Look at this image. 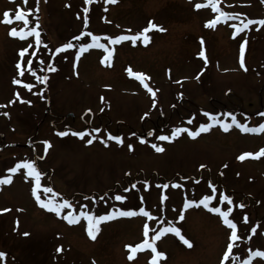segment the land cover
I'll return each mask as SVG.
<instances>
[{"label":"rangeland","instance_id":"rangeland-1","mask_svg":"<svg viewBox=\"0 0 264 264\" xmlns=\"http://www.w3.org/2000/svg\"><path fill=\"white\" fill-rule=\"evenodd\" d=\"M205 2L39 0L36 12V0L27 4L0 0V21L6 10L14 16L18 9L32 8L28 27L38 24L42 39L37 47L34 36L12 37L9 29L23 28L24 23L0 22V176L9 175L7 169L21 160H33L42 172V185L53 189L51 193L41 189V198L67 199L73 204V209L58 216L36 201L34 178L26 177L25 169L11 174L10 184H0V209H9L0 212V251L6 253L0 264H151V249L137 251L129 260L126 247L145 239V223L149 240L161 228L174 226L192 243L189 247L174 233H165L156 241L157 250L165 253L158 264H220L230 228L209 208L184 209V203L215 195L210 207L226 210L229 205L219 201L221 193L233 199L230 219L237 223L240 237L233 249L235 258L225 264H242L250 251H264V156L238 159L244 152L264 148V132H243L235 125L225 132L216 124L195 138L182 132L171 140L157 139L170 136L176 127L195 131L210 123L205 113L229 123L226 114L232 113L249 127L264 123V25H250L236 36L231 27L241 20L264 19V0H220V8L233 15L214 27L205 25L217 13L210 6L194 7ZM85 7L89 9L86 26ZM150 20L164 31L150 30L147 44L142 39L135 44L110 42L111 37L142 31ZM88 33L100 36L99 42L113 50L109 63L102 62L105 49L97 47L77 60L79 45L92 41ZM201 38L207 63L198 55ZM245 39L246 70L240 65ZM68 41L76 47L55 51ZM30 44L23 60L25 74L19 76V51ZM28 59L35 75L27 72ZM129 66L150 77L145 83L157 90L155 97L128 75ZM44 76L47 81L37 79ZM14 78L33 87L14 84ZM95 128L101 131L95 133ZM69 129L89 134L84 138L72 132L58 135ZM108 133L121 136L123 143L108 139ZM93 136L97 139L86 143ZM46 140L51 147L45 154ZM153 144L164 150L156 151ZM163 184L169 187L163 189ZM162 193L167 196L163 202ZM116 195L127 198L118 201ZM241 203L244 208L238 207ZM140 207L154 219L142 214L117 216L101 222L95 240L88 236L83 218L72 225L63 219L67 211L102 215ZM58 246L63 251L57 253ZM251 264H264V257H254Z\"/></svg>","mask_w":264,"mask_h":264},{"label":"snow or ice","instance_id":"snow-or-ice-1","mask_svg":"<svg viewBox=\"0 0 264 264\" xmlns=\"http://www.w3.org/2000/svg\"><path fill=\"white\" fill-rule=\"evenodd\" d=\"M109 2L111 3H116L117 0H109ZM24 3L27 4L28 0H24ZM86 4H91L92 0H85ZM220 0H206L205 3H197L194 5L195 8L199 9L201 7H208L210 6L212 11L217 13V15L215 16V18L210 19L208 21H206V27H214L217 23L222 22V21H227L228 18L233 15L230 14L228 12L223 11L220 6ZM36 5L37 7L35 8V11L38 12L39 11V0H36ZM33 11L32 8H28L27 11L23 10V9H18L15 11L14 16L10 15L9 11H5L3 13V20L0 21L2 23H6L11 25L13 23V19L17 20V21H22L25 25V27L17 29L16 27H11L9 29V35H11L12 37H18L22 40L27 39L28 37H35V44L38 47L41 43H42V39H41V35H40V30H39V26L37 24V26L34 27H28L29 24V20H28V15L29 13H31ZM83 12L85 13L84 16V24L85 26L88 24L89 20H88V16L87 13L89 12V9L87 7H85L83 9ZM38 19V18H37ZM260 24V25H264V19H260L258 21H254L251 19L248 20H241L240 23L238 24H232L231 27L234 29L233 35L236 36L237 34H239L240 32H243L245 29H247L250 25L253 24ZM152 29H159L160 31H164V29L162 27H160L159 25L153 23L151 20L148 22L147 27H145L142 31L137 32L134 35H118L115 37H111L110 42L112 44H117L120 43L122 41H126V40H130L133 44H135L137 42L138 39H142V41L147 44L150 40L149 35H147V33L152 30ZM81 35H84V33L82 32ZM88 35L92 36V41L91 43H82L79 45V50L76 52V58L77 60L79 59V57L82 55V53L86 50H88L89 48L92 47H97V48H103L105 49V53L106 55L104 56L102 62L103 63H109L110 59L113 55V50L108 48L107 45L100 43V36L97 35H92L91 33H88ZM73 39H78V37H74ZM201 43V51L198 53V55L200 57H202L205 60V63H207V56L205 53V50L203 48V38H201L200 40ZM247 44V39H245L244 41L241 42L240 45V65L242 68H245L246 70V66H245V62H244V57H245V47ZM32 45H28L25 48L20 49L19 51V56H20V60L17 62V69L18 71V75L19 76H23L25 74V68L23 66V60L25 57V54L29 52V48H31ZM76 47V45H74L71 41H68L66 43H64L63 45H61L60 47L56 48V52L59 53L61 51L70 49V48H74ZM35 52H32L31 55H35ZM51 71H55V67H51L50 68ZM127 73L129 76L135 77L136 79H138L143 86L148 90V92L155 97L156 96V91L152 89L151 87H149V85L147 83H145L146 79H150V77H147L146 73L143 72H137L134 71L130 66L126 69ZM27 72L31 73L32 75H35V70L32 67V60L28 59L27 60ZM197 78H199V74L197 75ZM37 79H42L43 81H47L48 77L44 76V77H37ZM13 83L20 85L23 84L25 87H27L29 90L33 87V85L31 84H26L22 79H13ZM16 98H19V93L17 92L16 94ZM103 99V97L101 98ZM15 102L14 100H10L9 103H13ZM28 103H31L30 101ZM153 104L155 105V100L153 101ZM89 112L91 111L90 109L88 110ZM4 115H8V113H4ZM145 116L148 115V113L144 114ZM205 115H207L209 117V121L210 123H206V124H201L197 130L193 131L191 129L188 128H183V127H176L174 128V130L172 131L171 135H161L159 137H157V139L159 140H171L174 139L177 135H179L182 132H187L191 137L195 138L196 136H198L201 132H207L209 131V129L213 126V125H220L222 127V129L227 132L233 125L239 127L243 132H264V123H260L258 126L255 127H249L247 124L245 123H241L240 121H238L235 117V115H233L232 113H227L226 115L231 117V122H227L221 119H218L216 115L212 114V113H205ZM264 115V114H261ZM95 133H99L101 131L100 128H95L92 130ZM69 132H72L73 135L80 137V138H84V136L86 134H89L87 132V130L84 131H72V130H68V131H60L58 132L59 136H65L68 135ZM149 136H152L153 133L149 132L148 133ZM94 139H97L96 136H93L91 139H88L86 141V143L91 144L93 142ZM108 139L110 140H114L118 143H123V139L121 136L118 135H112L111 133H108ZM142 142H143V138ZM105 144H107V140L104 141ZM44 152L45 154L47 153L48 148L51 147V143L50 141H44ZM153 148L156 149V151H163L164 149L160 146H157L156 144L152 145ZM129 148H132V145H129ZM260 156H264V148H261L258 152L256 153H252V152H244L242 153L238 159L240 160H244L247 157H260ZM43 157H41L42 159ZM201 168H204L205 165H200ZM21 169H25L26 170V177H31L34 178V186L32 188V193L36 199V201L40 204L41 207L54 212L56 215H61L62 212H64V210L66 209H73V204L67 200V199H63V200H55L52 197H49L47 200H44L41 198V192L40 190L43 189V191L45 193H51L53 191V189L51 187H47L42 185L41 183V176H42V172L38 169L37 164L35 161L30 160V159H26V160H21L18 163L15 164V166L7 169V172L9 173V175H4V176H0V184H10L12 182V175L11 174H15L18 171H20ZM173 187H183V185L180 184H173ZM133 188L136 187L135 184L132 185ZM145 187H148V183L147 181H145ZM160 187H162L163 189H167L169 187L168 184H163ZM212 187V191L213 193L216 192V186L213 184L211 185ZM125 191H127V189H125ZM57 196L59 195V193L56 194ZM126 196L123 195H116L115 199L118 201H123L126 200ZM167 199V196L165 194L162 193L161 195V201L163 202L164 200ZM216 199L215 195H205L203 196L199 201L196 200H185L184 203V209H187L190 206H197L199 207L200 205H203L205 208H209L210 211L214 212V213H218L221 218L223 223L228 226L230 228V236H229V243L227 245L226 250L223 253V257L221 259L220 264H225V261H228L230 258H235L233 256V249L235 247V241H237L238 239H240V237L237 234V223L233 220L230 219V214L233 212V208L231 207V205L233 204V199L230 195L225 194V193H221L219 195V201L220 202H227V204L229 205V207L226 210H222L221 207L219 206H215V207H210V201ZM141 200H143V197H141ZM239 208H244L245 205L244 204H239L238 205ZM9 211V209H0V212H6ZM137 214H142L145 217H148V219H154V217L152 216V214L148 211H146V209L144 207H140L137 210H133V209H128V210H124V209H113L110 212H107L105 214L102 215H95L94 213L90 212V211H84L81 210L79 212L76 211H67L66 214L63 215V219H65L70 225L72 224H78L81 221V218H83L84 220H86L87 222V227H86V231L88 236L95 240L97 237V234L100 232V225L101 222L104 221H109V220H113L115 219L117 216H122V217H131V216H135ZM180 218L183 219V210L181 211V215ZM244 221L247 223L248 221V216L247 214L244 215ZM256 227L252 228V232L255 233L256 232ZM149 226L147 223L144 224V237L145 239L141 242V243H137L135 246L132 245H126V247L130 248V254L128 256L129 260H132L135 256V254L137 253V251H141L143 249H151L153 255L151 257V264H158V258H163L165 256V253L162 251H158L157 247H156V241L159 240L165 233L171 232L174 233L176 236L179 237V239L187 246L191 247L192 243L189 239H187L184 235L181 234V230L178 227H174V226H168V227H163L161 228L159 231H156L155 234L152 236L151 240L148 239V235H149ZM24 235H28V233H24ZM57 253L63 251L61 246H58L56 249ZM6 256V253L0 251V260H3ZM254 257H264V251H261L259 249L255 250V251H250L247 255V259L243 260L242 264H251L252 260Z\"/></svg>","mask_w":264,"mask_h":264}]
</instances>
